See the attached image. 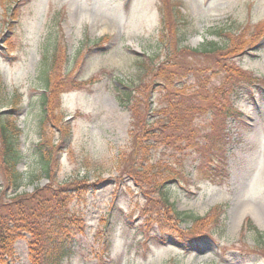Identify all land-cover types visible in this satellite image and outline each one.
<instances>
[{
	"label": "rangeland",
	"instance_id": "374dc122",
	"mask_svg": "<svg viewBox=\"0 0 264 264\" xmlns=\"http://www.w3.org/2000/svg\"><path fill=\"white\" fill-rule=\"evenodd\" d=\"M166 1H176L187 20L182 28L186 48L221 42L215 33L223 28L246 29L249 47L262 43L239 58L223 60L222 72L212 80V89L215 85L222 89L218 100L224 103L231 98L224 94L230 89L224 85L229 79L225 72L239 71L233 84L239 114L227 120V145L220 161L197 171L199 157L190 155L184 180L170 189L175 211L206 219L216 209L218 214L225 212V230L218 231L211 243H176L169 228L185 232L192 219L179 223L171 213L162 217L161 227L173 237L159 236L158 224L151 228L155 212L145 207L141 192L133 187L117 190L115 183L130 121L115 84L124 89L139 82L138 56L164 60L157 36ZM12 13L19 15L18 22ZM9 40L13 50L8 49ZM98 42L101 45L94 46ZM58 53L62 59L55 70L58 83L69 82L73 88L64 89L47 110L50 120L61 117L71 130L58 181L80 177L97 186L83 207L85 235L64 264H264V248L252 252L258 233L264 237V0H0V113L17 107L14 117L22 131L25 159L19 166L25 176L20 193L34 188L27 181L34 169L30 149L44 115L40 105L44 73ZM203 117L211 119L210 114ZM46 131L58 139L54 126L48 125ZM247 221L257 232L248 228L242 234ZM106 223L112 230L109 246L99 236L107 230ZM17 249L18 264H30L23 240Z\"/></svg>",
	"mask_w": 264,
	"mask_h": 264
},
{
	"label": "trees",
	"instance_id": "16d2710c",
	"mask_svg": "<svg viewBox=\"0 0 264 264\" xmlns=\"http://www.w3.org/2000/svg\"><path fill=\"white\" fill-rule=\"evenodd\" d=\"M175 2L166 1L161 7L157 41L160 51L163 49L165 53L164 60L158 63L159 56L157 61L154 57L138 56L135 60L140 68L139 82H131L130 87L124 89L115 84L119 103L130 114L128 142L119 153L115 183L117 190L133 187L141 192L145 207L155 212L151 228L158 224L159 236L173 237L163 230L166 226L161 227L162 217L171 213L179 223L192 219V227L185 232L169 228L168 231L175 234L176 243L190 245L204 240L211 243L218 231L225 230V212L222 210L218 214L216 209L206 219L175 211L170 189L184 180V168L190 155L199 157L197 171H204L210 161H220L219 154L227 145V120L239 114L233 99L237 89L233 85L234 75L239 71L235 68L225 72L229 79L224 85L230 89L224 94H231V98L224 103L218 100L222 89L217 85L212 89L211 83L222 72L223 60L239 58L255 46L249 47L252 43L245 42L246 29L233 32L228 28L215 33L219 43L210 42L196 49L182 46V28L187 20ZM13 17L18 22L19 15ZM101 43L94 46L99 47ZM8 49L13 50L11 40ZM62 58L65 63L68 61L66 55ZM60 64L59 53L53 55L44 73L45 95L40 100L44 115L38 124L37 141L30 149L34 169L27 177L34 187L32 192H19L25 184L19 166L25 159L20 149L22 131L14 117L17 107L13 106L9 113H0V264L19 263L17 246L22 240L26 243L30 264H64L85 235L87 222L83 207L88 202V194L97 186L80 177L60 184L61 154L69 145L71 130L61 117L50 120L51 114L47 112L64 89H73L69 82L58 83L60 76L56 77L55 70ZM207 114L210 120L203 119ZM48 125L55 127L58 139L48 135ZM41 181L45 183L40 184ZM113 193L116 196L117 192ZM108 228L111 227L106 223L105 233H99L107 246L112 233ZM248 228L257 232L247 221L243 235ZM258 237L254 253L264 248L263 235L258 233Z\"/></svg>",
	"mask_w": 264,
	"mask_h": 264
}]
</instances>
